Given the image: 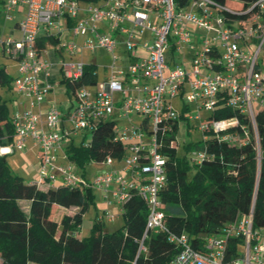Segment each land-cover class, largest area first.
<instances>
[{"label": "built area", "instance_id": "2783aa9c", "mask_svg": "<svg viewBox=\"0 0 264 264\" xmlns=\"http://www.w3.org/2000/svg\"><path fill=\"white\" fill-rule=\"evenodd\" d=\"M21 4L27 7L19 22L21 38L9 36L1 41L6 53L19 60L16 91L32 97L33 104L51 88L39 78L48 67L37 48L41 28L52 35L60 34L68 19L72 35L87 38L81 45L74 39L60 41V47L70 53L103 48L112 55L105 79L94 88L85 84L75 88L67 115L56 106L47 111L45 120L30 109L13 115V147L23 150L28 137L41 147L36 183L60 181L66 186L96 188L104 193L108 204L119 205L120 215L124 203L138 195L147 205L148 217L137 255L146 250L144 241L152 231L165 233L177 246L169 264H264V233L254 227L253 211L226 223L221 231L206 236L203 244L195 247L188 233L175 232L168 226L161 199L167 183L166 151L170 146L178 147L175 126H179L181 115L187 117L191 103L197 108L190 117L200 120L204 139L215 137L230 145L247 144L250 132L237 116L210 117L216 110L230 107L249 119L259 149L256 116L264 112V69L259 65L264 51V0H254L243 11L249 16L232 22L225 17V10L232 11L231 7L215 0H187L183 6L175 0H104L84 8L78 0H7V18ZM101 23H107L110 31L105 32ZM185 45L189 52L181 59L182 64L171 67L165 56L167 50H183ZM120 46L124 53L116 55ZM86 65L83 61H63L64 78L79 81ZM176 96L184 102L182 113L172 103ZM201 110L209 112L206 119H201ZM116 113L132 120L134 114L144 118L139 124L122 126L115 120ZM107 119L115 121V140L124 145L121 158L125 160L122 169L126 175L120 174V169H106L91 181L78 173L74 162H53L51 151L60 149L64 140L73 139L79 131L87 134ZM207 158L205 149L191 151L193 165ZM113 159L108 155L102 162L112 166ZM105 215L109 221L118 216L110 209ZM235 237L241 239L245 249L226 261L228 241Z\"/></svg>", "mask_w": 264, "mask_h": 264}, {"label": "trees", "instance_id": "16d2710c", "mask_svg": "<svg viewBox=\"0 0 264 264\" xmlns=\"http://www.w3.org/2000/svg\"><path fill=\"white\" fill-rule=\"evenodd\" d=\"M175 1L178 6L187 4V0ZM215 1L227 5V0ZM236 1L240 6L225 10L228 22L246 19L249 15L243 11L254 3V0ZM13 79L6 67L0 65V87L13 93ZM64 80L71 91L81 84L96 85V67L86 65L83 77L77 82ZM10 102V98L0 96V149L14 142ZM236 116L250 132L247 144L236 146L215 137L204 139L209 158L200 165L191 164L186 155L178 156L176 147L170 146L166 151L167 183L161 190L166 222L173 231L188 233L195 247H200L206 236L221 231L226 223L251 211L254 227L264 233V112L256 116L259 149L255 129L245 115L230 107L210 115L214 119ZM177 128L176 124L175 131ZM91 132L88 144L76 145L73 139L66 146L68 158L83 170L84 177L90 162L104 161L108 155L120 159L124 153L123 143L115 140L113 119L102 121ZM196 148L195 143L185 144L187 152ZM93 197L91 187L58 184L43 190L36 182L25 181L14 173L7 157L0 152V264H131L133 261L169 264L178 248L163 232L150 231L144 241L146 250L137 255L148 208L135 194L123 205L121 227L104 231L103 221L97 217L91 234L80 237L78 231ZM22 201L28 202V210L22 207ZM54 204L76 207L77 211L63 215L58 223L52 218ZM240 243L238 237L229 239L226 261L239 255Z\"/></svg>", "mask_w": 264, "mask_h": 264}, {"label": "crops", "instance_id": "0c3cea01", "mask_svg": "<svg viewBox=\"0 0 264 264\" xmlns=\"http://www.w3.org/2000/svg\"><path fill=\"white\" fill-rule=\"evenodd\" d=\"M6 1L7 0H0V7L5 8ZM90 3L91 2H80V5L82 8H84ZM26 11H27V7L26 5L23 4L18 5L14 10L11 11L12 17L8 18L7 20L12 24L8 26V28L6 27L4 30L5 32L7 31L8 33L7 37L11 36L15 39L21 38L22 34L19 29V22L25 16ZM100 26L105 32L110 31V28L107 25V23H101ZM70 27H71V21L65 19L63 23V31L60 34L53 33L52 35L48 33V31L45 28H41L39 31L38 39H37V48L40 52L41 57L44 60H46L48 63L47 69L39 73V78L42 81V84L50 85L51 88L45 93L43 99L40 102L34 104L32 103L33 101L32 97L21 95L16 91L14 85V79L18 75L19 60L18 58L6 53V50L4 49V45L2 43L3 40L0 42V65H4L6 67L7 72L14 78L12 82L14 92L13 93L8 92L6 91L5 88L0 87V96L5 99H9V98L11 99L10 114L12 116L18 112L24 111L25 109H30L34 113L39 114L41 120H45L47 111L52 106H56L60 110L62 115H67L74 101V92L68 88V85L64 80V75L61 70V65L63 61L70 62V61L79 60L85 62L87 65H94L96 67V73L98 79L97 83L100 80L105 79V77L108 75L109 69L107 65H109L110 63L105 64L103 66L104 73L101 78L100 73L98 71L99 65L96 64V61L87 63L86 60L83 58L84 53L89 51H92L93 55L95 57H98L100 49L107 52L112 58L111 53H109L107 50L103 48H97L96 50L84 48L83 50H79L76 53H70L67 49L60 47L59 45L60 41H68L70 39H74L78 44L81 45L86 40L87 36L85 35H79L74 37L72 35ZM145 34L148 35V33ZM121 47L122 46H120V49H123V47L122 48ZM95 86L96 85H91L90 87L94 88ZM42 125L44 124L40 123L39 126ZM72 140L73 139H71V141ZM14 141H15V137H14ZM69 143L66 144V140H64L62 143V147L60 149L56 151H51V154L54 157L53 162L55 164L70 163L71 160L68 158L66 154V146ZM13 146H14V142L12 144L3 146L1 148V153L7 157V160L10 166L13 167V169H15L18 172L21 170V172H19L18 175L22 176L25 181L36 182L38 180V173L40 169L39 155L41 153V147L31 137H28L26 139V147L23 150L16 149ZM9 155H13L12 159L13 157H15L14 164L10 162L8 158ZM76 168H78L77 165ZM22 169L24 170L23 172ZM77 171L78 173H80L79 169H77ZM58 184H60V181H57L55 184L42 183L38 185L41 189L46 190L49 187ZM57 207L62 208V206L54 204L52 210H54ZM114 207L118 209L117 205H114ZM72 208L76 209V207L66 208L67 210H69V212H66V214H73V212L70 211Z\"/></svg>", "mask_w": 264, "mask_h": 264}, {"label": "rangeland", "instance_id": "374dc122", "mask_svg": "<svg viewBox=\"0 0 264 264\" xmlns=\"http://www.w3.org/2000/svg\"><path fill=\"white\" fill-rule=\"evenodd\" d=\"M241 3H239L238 1H234V0H227V5L230 7H237L240 6ZM0 42L3 38H6L8 36L7 31L5 32V28L8 26H10L12 23L9 22L7 19L8 16V12H6L5 8L0 7ZM12 14V13H11ZM199 40V39H198ZM198 45L202 46L201 41H197L196 42ZM122 48V47H121ZM189 52V47L188 46H184L183 50H176L173 47H170L167 52H166V58L168 63L170 64L171 67H175L176 64H182L181 59L184 57L185 54H188ZM124 51L122 49H119L116 51V55H121L123 54ZM80 58V57H79ZM87 63H90L92 61H96V64L99 65V73H100V77L102 78L103 73H104V68L103 66L105 64L111 63L112 58L111 56L103 51L102 49L99 50V56L95 57L92 53V51L89 52H85L84 53V57H83ZM75 61H79V60H75ZM187 61V60H186ZM95 63V62H94ZM259 65L264 69V51L260 54L259 57ZM169 69L166 70V74L169 73ZM172 103L174 105V108L179 112L182 113V111L184 110V102L181 98V96H176L172 99ZM258 106V105H257ZM196 104L195 103H191L189 105V111H188V115H186L187 117H182L179 120V126L177 128V130L175 131L176 134V138H177V142H178V147H177V154L178 156L182 157V156H187L189 162L192 164L191 162V151L187 152L185 150V144L186 143H195L197 148L195 150H200V149H204V133L203 130L199 127L200 126V120L195 119L193 117H190V115L195 114L196 112ZM209 112L207 110H201V119H206L209 115ZM133 120L130 119L129 117H120L117 113L115 114V120H117V122L122 125V126H126V125H132V123L134 122L135 124H139L141 122V120L144 118V115L142 114H134L133 116ZM91 133L92 132H88L87 134H85L83 131H79V133L77 135L73 136L74 139V143L76 145H80L82 142H84L85 144H88L90 139H91ZM71 142V138L66 140V144ZM18 153V152H17ZM13 155H9L8 158L10 160V162L12 164H14L15 161V157H13ZM125 164V160L124 158H114L113 159V164L112 166L105 164V162H100V161H93L90 162L89 164L86 165V170H85V174H86V179L93 181V179L95 178V176L100 173L102 170H121L120 174H124L123 172V166ZM78 167V166H77ZM13 172L16 174H19V172H21V170L18 172L15 169H13V167H11ZM24 169V168H23ZM22 169V172L24 171ZM80 170V173H82V169L81 168H77ZM94 190V197L93 200L88 208V210L85 212L84 216H83V221L82 224L80 226V229L78 231V235L80 237H86L89 236L92 232V228H93V224H94V220L99 217L102 219L103 221V228L104 231H113L119 227H121L123 225V217L122 214L120 215L119 213V205L115 202H113L112 204H108L107 200L104 198V193H102L100 190L93 188ZM22 207L25 210H28V202L26 201H22L21 202ZM114 205L118 206V209L114 207ZM110 209L112 214H116L118 215L117 218L113 221H109L108 218L105 215V211ZM70 211H72L73 213L75 211H77V208H72ZM66 212H69V210H67L66 208H61V207H57L52 211V218L54 220H56L58 223H60L61 218L63 215H66ZM104 215V217H103ZM239 250L240 252H243L245 247L242 243L239 244ZM28 264H37L35 262H29Z\"/></svg>", "mask_w": 264, "mask_h": 264}, {"label": "bare ground", "instance_id": "6f19581e", "mask_svg": "<svg viewBox=\"0 0 264 264\" xmlns=\"http://www.w3.org/2000/svg\"><path fill=\"white\" fill-rule=\"evenodd\" d=\"M4 150V149H3Z\"/></svg>", "mask_w": 264, "mask_h": 264}]
</instances>
